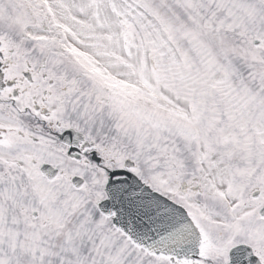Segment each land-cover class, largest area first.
I'll return each mask as SVG.
<instances>
[{"label": "snow or ice", "instance_id": "6c2138e0", "mask_svg": "<svg viewBox=\"0 0 264 264\" xmlns=\"http://www.w3.org/2000/svg\"><path fill=\"white\" fill-rule=\"evenodd\" d=\"M0 264H264V0H0Z\"/></svg>", "mask_w": 264, "mask_h": 264}]
</instances>
